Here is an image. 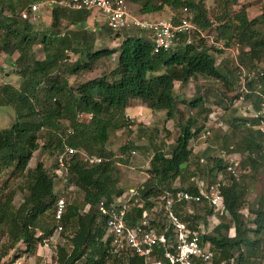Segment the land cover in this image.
<instances>
[{
	"label": "trees",
	"instance_id": "16d2710c",
	"mask_svg": "<svg viewBox=\"0 0 264 264\" xmlns=\"http://www.w3.org/2000/svg\"><path fill=\"white\" fill-rule=\"evenodd\" d=\"M15 1L19 0H0V55L14 57L10 68L3 69L0 66V69L7 74L14 70L18 76L15 85L0 84V105L11 107L14 113L11 125L0 129V173L11 167L12 174L23 177L25 194L17 208L12 209L10 202L14 190L4 194L0 187V226L7 229L8 248L19 241L24 246L23 251L30 252L47 239L54 228L53 205L56 197L61 194L60 191L71 187L81 197L77 202L65 204L60 218L62 231L53 244L54 251L49 264L137 262L139 260L134 256L110 255L107 243L102 241L104 218L98 214L96 204L101 198L110 199L124 191L117 186L116 170L122 155H115L106 148L110 135L117 129L129 126L131 120L126 118L125 109L132 100L143 104L150 112L163 111L166 120L179 116L180 110L176 105L179 98L173 89L174 81L181 88L198 76L220 81L226 87L235 82L232 99H236L239 95L235 75L237 68L228 59L216 63L208 47L198 49L197 45L185 44L182 40L167 51L152 53L151 43L141 31L134 28L121 30L136 32L125 33L118 48L92 49V37L83 28L87 13L52 5L48 6V32L41 33L39 38L42 57L36 58L32 46L38 32L30 21L20 17L21 9ZM25 1L29 2L27 8L37 0ZM132 1L139 3L138 14L144 16L155 14L163 5L173 9L184 7L191 21L199 28L221 38L224 44L237 43L241 49L238 61L256 74L262 72V75L246 82L249 92L243 94L244 104L249 103L252 108L258 106L259 99L254 91L264 94V4L257 16L248 18L243 8H235L234 0L223 2L221 12L211 15H208L203 0ZM64 20L68 27L60 28ZM103 30L112 32L104 26L98 28L99 32ZM68 52L77 55L68 66L69 73L91 71L95 63L105 57L115 60V66L107 73L71 87L67 72L62 69ZM224 63L230 68H222ZM200 86L196 88L199 93L193 99L180 100L184 106L196 112L189 113L185 119L179 116L178 132L172 143L166 150L155 148L151 153L147 177L139 187L142 203L128 207L126 224L140 225L146 219L147 223L142 228L158 232L163 230L165 224L160 211L156 212L157 219L148 215L150 207L155 205L156 198L163 191L179 190L197 194L195 179L210 184L221 173L228 179L227 183L219 186L226 214L218 217V223L210 234L200 235V242L208 244L213 253L210 264H219L223 260L227 264H264V192L255 203L248 204L244 182L251 173L264 174V140L256 129L257 119L241 114L240 119L223 124L220 122L224 114L222 111L219 113V122L212 120L209 118L211 108L204 106L211 92L210 87ZM217 98L215 95V100ZM233 106L231 111L235 113L238 108ZM76 112L89 113L88 121L78 122L75 119ZM199 117L201 123L198 122ZM210 124L224 126L223 132H218L223 140L220 150L237 155L240 168L238 177L233 178L224 172L223 158L207 154V146L201 152H193L191 141L200 134H208ZM70 129L71 133H68ZM214 135L219 139L218 134ZM226 140H230L231 145ZM63 141L102 160L87 164L78 154H71L67 158L66 181L60 183L56 179L61 187L54 192L55 157L62 150ZM141 146L149 147L150 144ZM133 147L139 146L127 143L121 145L119 150L123 154ZM37 148L53 154L55 160L50 171L44 168L41 161H37L33 168H27ZM181 164L184 167H180ZM175 180L179 186H172ZM65 194L62 193L64 200ZM189 205L191 211L185 212L181 206L177 207V211H180L177 214L193 229L199 222L205 223L211 208L206 203L199 206L191 202ZM45 214L50 215L52 224L41 227L40 234L35 235L37 221ZM230 229L231 234L228 233ZM166 232L169 234V228ZM159 253L157 256H160ZM194 261L195 264H201ZM161 264L168 263L161 258Z\"/></svg>",
	"mask_w": 264,
	"mask_h": 264
},
{
	"label": "built area",
	"instance_id": "2783aa9c",
	"mask_svg": "<svg viewBox=\"0 0 264 264\" xmlns=\"http://www.w3.org/2000/svg\"><path fill=\"white\" fill-rule=\"evenodd\" d=\"M50 5L86 12L85 21L89 20V23L86 24L91 31L98 30L100 26H104L112 32L125 28L138 29L151 43L152 53L167 51L182 40L185 44L197 45L198 49L202 46L208 47L209 53L214 57L216 63L222 59H228L237 68L235 75L239 95L234 99V103H242L246 107L248 111L244 110L243 115L257 119L256 129L264 140V94L254 91L259 99L256 108H252L249 103L244 104L243 101V94L249 92L246 82L262 75V72L259 71L256 74L246 69L238 61L239 45L237 43L224 44L221 38L207 32L206 29L199 28L189 18L186 8H179L177 11L171 10L163 17H143L142 15L138 17L129 14L125 0H40L21 10L20 17L28 21L34 20L37 12L48 10ZM9 65L0 64L3 69L10 68ZM5 73L3 70L2 74ZM141 114L142 112L139 111L136 116H141ZM210 115L211 112L209 118H211ZM89 117L90 114L87 112L75 113V119L78 122H87ZM211 119L215 120V118ZM67 132L71 133V129ZM205 134H202V137ZM73 153L78 154L79 158L87 164L99 163L102 160L98 156L69 146L63 141V148L56 155V168L53 170L55 179L60 180V183L66 181L67 158ZM218 153L225 162L224 172L233 178L238 177L240 168L237 155L225 153L223 150H219ZM195 183L197 194L165 190L156 198L155 205L150 207L148 215L150 218L157 219L156 212L160 211L165 228L159 232L154 229L142 228L141 226L147 223L146 219H143L140 225L128 226L126 224L125 214L128 207L131 204L140 205L142 203L139 194L141 183L127 188L119 196L99 199L96 209L98 214L104 218L102 241L107 243L108 253L116 257L134 256L139 261L132 264H161V258L168 264H195L194 260L201 264H210L213 253L208 244L200 242V235L210 234L218 223V217L226 214L219 192V186L225 182L223 175L219 173L215 181L210 184L197 179H195ZM60 193L53 205L54 228L48 237L49 240L54 235L58 236L62 231L60 218L66 202L62 196L63 190ZM191 202L197 203L199 206L206 203L211 208L205 223L199 222L193 229H190L177 214L180 212L177 211V207L181 206L186 210L185 212L191 211L189 205ZM143 215L145 216V213ZM167 228H169V234L166 232ZM228 233L231 234L232 230L230 229ZM159 251L160 256H157ZM42 261L43 264H49L50 258ZM219 264L227 263L223 260Z\"/></svg>",
	"mask_w": 264,
	"mask_h": 264
},
{
	"label": "rangeland",
	"instance_id": "374dc122",
	"mask_svg": "<svg viewBox=\"0 0 264 264\" xmlns=\"http://www.w3.org/2000/svg\"><path fill=\"white\" fill-rule=\"evenodd\" d=\"M225 1L229 3L232 0H203V3L208 12V15H211L212 13L221 12V5ZM234 2L236 4L235 8H243L248 18L257 16L261 12V8L264 4V0H234ZM27 3L29 2L25 0L15 1L17 7L21 10L26 9ZM125 4L127 6V11L129 12V14L140 17V15L138 14L139 3H136L132 0H125ZM171 10L177 11L178 8L173 9L170 6L163 5L161 9L155 14H147V16L145 14V17H163L167 15ZM47 20L46 18L43 19L40 15L37 16L36 14L34 20L30 21L33 24L36 32H38L37 39L35 40L36 42L32 46L33 55L36 58L42 57V49L39 45V38L41 33L48 32L49 23H47ZM86 26L87 24L84 23L83 28L87 32V35H89L90 38L92 37V49L97 50L105 47L109 49L118 48L119 44L121 43L122 36H124L125 33L132 34L135 31H119V33L117 34L116 32L108 33L104 30L102 32H99L98 30L91 31L90 27ZM61 27L67 28V21H61L60 28ZM262 29H264V26H262ZM239 50L241 49L239 48ZM76 58V54H69L68 52L63 62L65 66H62V69L67 72L68 83L71 87H74L77 83H81L87 79L107 73L115 66V60L111 59L110 57H105L96 62L91 71H80L75 74L71 72L69 73V70L67 71L68 66L72 64ZM15 67L16 66H14V68ZM221 67L225 70L230 68L228 65L226 67L225 63L222 64ZM2 72L3 71L0 69V79L3 78ZM10 75L11 78L9 79V81H7L15 85L17 83L18 76L16 72H14V70L10 72ZM203 85L205 87H210L211 91L208 93V99L204 101L205 108H211L212 110L210 115L211 118H215L216 120V118L219 117V113H221L222 111L224 112L223 116L220 119L221 121L218 118L217 122L220 121L223 124H227V122L233 121L237 118L240 119V117L243 115L242 111L245 110L247 112L246 107L243 106L242 103H234V99H232L235 94V82L232 83L233 86L230 85V87H226L224 83L220 81L212 80L209 77L204 78L203 76H198L196 79H190V81L182 88L180 87L179 83H177L176 81L173 82L174 92L178 94L179 98L176 104L178 109L180 110V114L178 115L183 119H185V117L189 113L196 112V110L187 108L180 100L193 99L194 96L199 93V91H196V88L198 86H200L199 88H201L203 87ZM215 95L218 97L217 100H215ZM234 104L238 108L235 113L231 111L232 107L234 108ZM2 108L3 109L1 111L4 115L0 114V128L9 127L13 122V118L10 119L6 112H9L11 108L9 106L6 107V109L5 107ZM141 109V116H136L134 114L130 119L131 121L128 122L129 126L126 125L125 127L115 130V132L110 135L107 142L109 150H111L115 155H122L121 161L116 164V170L118 179L117 186L121 187L124 191L128 187L136 186L146 179L148 160L153 150L155 148H162L166 150L167 146L172 143L178 132L177 121L180 120L178 118L179 116L176 115V117L172 118V120H166L163 111L150 112L145 108L143 104H141ZM137 113L138 112H136V114ZM198 122H202L201 117L198 118ZM205 123L206 122L204 120V126ZM216 125L210 124V130H208L209 133H206L205 137H202V134H200L198 138L196 137L191 141L190 145L192 146L193 152H201L203 148L207 146L210 149V151L208 149L207 154H219L218 152L222 147L223 140L221 139V135H219L220 133L218 132L222 133L224 126ZM214 134H218L219 139L216 138ZM38 140L40 141L41 139ZM127 143L131 144L132 146L138 145L139 147L129 148V150L121 154L119 150L120 146ZM226 143L231 145L230 140H226ZM143 144H150V146H141ZM55 158L53 154L50 155L46 150L43 151L40 148H37L32 153V156L28 161L27 168H33L37 161H41L44 168L47 171H50ZM224 182H228V179L226 177L224 178ZM244 182L246 185V202L248 204H253V202L255 203L258 197L261 196L264 192V174L251 173L244 179ZM172 186H179V182L175 180ZM0 187L3 188L2 193L4 194L7 191L14 190V194L10 204L12 209L17 208L18 204L22 201L23 195L25 194L24 178L12 174L11 167L6 168L2 171V173H0ZM60 187V183H58L56 179L53 180V191L56 192L57 190H60ZM66 191L67 194H65ZM63 194L66 195L65 202H74L75 200V202H77L81 197L80 193L78 191H74L71 187L64 190ZM243 212L245 213L246 210L243 209ZM37 224L38 227L34 230L35 235L40 234L41 227L47 225L49 226L50 224H52L50 215L45 214L44 217L40 218L37 221ZM58 239V236L55 235L50 240L48 238L44 239L42 243L36 246L35 250L30 252L23 251L24 246L22 242L19 241L14 243L12 247L8 248L9 236L7 229L4 226H0V262H6L7 264H43V259L47 260V258H50L52 256V251H54L53 244Z\"/></svg>",
	"mask_w": 264,
	"mask_h": 264
},
{
	"label": "crops",
	"instance_id": "0c3cea01",
	"mask_svg": "<svg viewBox=\"0 0 264 264\" xmlns=\"http://www.w3.org/2000/svg\"><path fill=\"white\" fill-rule=\"evenodd\" d=\"M48 10H46V11H39L38 13H37V16L38 15H40L43 19H45L46 18V20H47V17H48V20H47V23H49V13L47 12ZM143 17H144V15H142ZM84 23H89V20H86ZM39 24V23H38ZM13 55H7V54H1L0 55V64H3V63H5V64H10V62L13 60ZM11 78V75L10 74H7V73H5L4 75H3V78L2 79H0V84L1 83H10V82H8L9 81V79ZM8 80V81H7ZM133 102V103H132ZM2 107H5V109H6V107H8L7 105H0V114L1 115H4L3 113H2ZM11 108V107H10ZM139 111H141L142 112V109H141V104L138 102V101H136V100H132V101H130V103H129V105H128V107H126V109H125V116H126V118H132L133 117V115L135 114L136 115V112H139ZM7 113V115L9 116V118L10 119H12V118H14V113H13V110H12V108H11V110L8 112H6ZM7 116V117H8ZM1 129V128H0ZM108 142V141H107ZM106 148H108L109 149V147L107 146V144H106ZM132 187V186H131ZM129 188V187H128Z\"/></svg>",
	"mask_w": 264,
	"mask_h": 264
},
{
	"label": "water",
	"instance_id": "95a60500",
	"mask_svg": "<svg viewBox=\"0 0 264 264\" xmlns=\"http://www.w3.org/2000/svg\"><path fill=\"white\" fill-rule=\"evenodd\" d=\"M180 167H184V164H181Z\"/></svg>",
	"mask_w": 264,
	"mask_h": 264
},
{
	"label": "clouds",
	"instance_id": "9594fccd",
	"mask_svg": "<svg viewBox=\"0 0 264 264\" xmlns=\"http://www.w3.org/2000/svg\"><path fill=\"white\" fill-rule=\"evenodd\" d=\"M4 75V74H3Z\"/></svg>",
	"mask_w": 264,
	"mask_h": 264
}]
</instances>
